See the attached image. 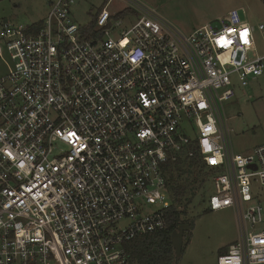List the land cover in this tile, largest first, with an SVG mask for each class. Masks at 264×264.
I'll use <instances>...</instances> for the list:
<instances>
[{"label": "built area", "instance_id": "obj_1", "mask_svg": "<svg viewBox=\"0 0 264 264\" xmlns=\"http://www.w3.org/2000/svg\"><path fill=\"white\" fill-rule=\"evenodd\" d=\"M76 1L0 26V264H132L124 244L167 228L164 166L185 158L209 171V209L234 212L216 263L263 264L264 143L235 152L224 111L232 78L263 72L253 27L232 9L183 33L101 0L86 38Z\"/></svg>", "mask_w": 264, "mask_h": 264}, {"label": "rangeland", "instance_id": "obj_2", "mask_svg": "<svg viewBox=\"0 0 264 264\" xmlns=\"http://www.w3.org/2000/svg\"><path fill=\"white\" fill-rule=\"evenodd\" d=\"M54 0H0V26L2 22L27 26L47 16ZM180 32L189 33L232 9L239 12L254 29L255 52L264 56V0H143ZM102 5L101 0H77L72 11L74 21L86 25ZM129 20L123 22L127 25ZM129 26V25H128ZM125 29V28H124ZM264 62V61H263ZM6 66L0 62V73ZM234 96L224 102L227 125L233 150L247 153L264 143V69L261 75L250 78L245 86L232 78ZM189 203L180 206L182 216L191 227L184 233L182 251L171 264H218L228 243L237 236V225L231 208L212 211L208 197L214 192L212 180L207 176L203 185L196 187ZM185 224L187 222H184ZM264 264V263H263Z\"/></svg>", "mask_w": 264, "mask_h": 264}, {"label": "trees", "instance_id": "obj_3", "mask_svg": "<svg viewBox=\"0 0 264 264\" xmlns=\"http://www.w3.org/2000/svg\"><path fill=\"white\" fill-rule=\"evenodd\" d=\"M86 38L93 33L94 21L81 26ZM166 184L171 197V205L167 211L168 225L165 230L138 236L124 244L132 264H171L176 256L171 244V232L177 229L184 221L182 216L185 210L180 209L183 204L189 203L196 187L203 185L209 171L197 159H178L164 166Z\"/></svg>", "mask_w": 264, "mask_h": 264}, {"label": "water", "instance_id": "obj_4", "mask_svg": "<svg viewBox=\"0 0 264 264\" xmlns=\"http://www.w3.org/2000/svg\"><path fill=\"white\" fill-rule=\"evenodd\" d=\"M190 228L188 223H181L178 225L177 229L173 230L170 235L171 244L175 250V256H179L182 251V240L184 233Z\"/></svg>", "mask_w": 264, "mask_h": 264}, {"label": "clouds", "instance_id": "obj_5", "mask_svg": "<svg viewBox=\"0 0 264 264\" xmlns=\"http://www.w3.org/2000/svg\"><path fill=\"white\" fill-rule=\"evenodd\" d=\"M221 37H224V36H221ZM219 43L222 44L224 48H229V46L233 43V41L230 39H221ZM245 44H247L249 47L252 46L249 40H248V43H245Z\"/></svg>", "mask_w": 264, "mask_h": 264}, {"label": "snow or ice", "instance_id": "obj_6", "mask_svg": "<svg viewBox=\"0 0 264 264\" xmlns=\"http://www.w3.org/2000/svg\"><path fill=\"white\" fill-rule=\"evenodd\" d=\"M231 31V30H230ZM247 30H245V31H243V32H241V39L243 40V42L244 43H248V40H247ZM221 39H227L226 37H219V39H218V43H219V41L221 40ZM220 44V43H219ZM221 46H223L222 44H220ZM224 47V46H223ZM146 103H147V101H146ZM69 135H71V136H74L75 134L74 133H70ZM10 155V154H9Z\"/></svg>", "mask_w": 264, "mask_h": 264}]
</instances>
